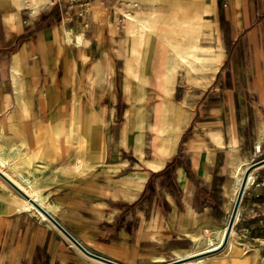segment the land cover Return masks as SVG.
Wrapping results in <instances>:
<instances>
[{"label":"crops","instance_id":"1","mask_svg":"<svg viewBox=\"0 0 264 264\" xmlns=\"http://www.w3.org/2000/svg\"><path fill=\"white\" fill-rule=\"evenodd\" d=\"M15 2L12 9L0 0V170L36 190L47 212L88 251L119 264L164 263L177 252L203 248L205 236L221 242L242 182L234 172L253 163V143L264 147V0L226 6L222 0H90L82 16L76 5ZM120 7L134 14L133 54L143 29L140 101L128 100L126 83L137 81L126 70L130 37L118 24ZM10 10L17 16H7ZM215 50L214 73L189 82L179 68L169 77L174 60L195 70L199 56ZM161 54L164 74L156 80ZM166 79L173 89L163 95L158 86ZM163 98L181 109L153 144V106ZM58 118L79 125L84 148L71 129L65 134L71 143L57 142ZM86 149L89 159L81 165L77 157ZM248 170L230 232L235 238V224L246 221L247 241L264 236V164ZM248 198L253 208L245 218ZM13 199L0 198V264H109L84 254ZM230 235L207 256L210 262H232ZM262 253L257 248L248 261L259 263Z\"/></svg>","mask_w":264,"mask_h":264},{"label":"rangeland","instance_id":"2","mask_svg":"<svg viewBox=\"0 0 264 264\" xmlns=\"http://www.w3.org/2000/svg\"><path fill=\"white\" fill-rule=\"evenodd\" d=\"M5 5H9L10 7L15 6L16 8L19 6L18 4H15V0H1ZM49 4V3H48ZM23 5V4H21ZM24 5L20 6V9H22L23 11H28L26 9H24ZM37 9V8H36ZM119 9H123V8H119ZM129 10V9H127ZM30 11V10H29ZM117 11L118 8H117ZM31 12V11H30ZM17 13L16 12H12V10L7 11L5 14L7 16H10L11 18H14ZM23 13V12H22ZM122 14L125 13V9L122 10L121 12ZM130 13V12H129ZM26 13L24 12L23 15H25ZM122 19H124L123 15H121ZM129 22V21H128ZM124 23L123 21H119V25L124 24L125 27V31L127 32L128 26L127 23ZM131 22V21H130ZM111 26H113V24L111 23ZM114 28H116V25L114 26ZM132 45L135 47V42L134 40H132ZM135 49H132V51H134ZM131 52V66L130 68L126 67V70L129 74V76L131 77L133 75L134 72V67H135V59H136V54H133ZM215 52V53H214ZM200 57V61L196 63L197 68L195 70H190L189 66L185 63H181L178 60H174L172 63H170L169 66V71H168V75L169 77H172V72H174V77L175 75L179 72L178 69L182 68L184 70V72L186 73V76L188 77V81L192 82L191 79L194 75L199 74V73H206V72H210L211 74L214 73L216 71L217 68V62L219 60V55L217 53V51H213L211 54L209 53H204L203 55L199 56ZM15 73V72H14ZM132 78V77H131ZM138 83V81H137ZM135 83L134 85L127 82L126 84V90L128 91V100L131 102L134 101H140L143 98V90L142 87L140 86V84ZM173 83L174 81H167V79L165 80V83L163 86H158L159 90L162 92L163 95H167L168 93H170L173 89ZM242 89V88H240ZM139 92V93H138ZM140 97V98H139ZM249 105V104H248ZM253 105V104H251ZM254 107V106H253ZM247 106L248 110H253L255 108ZM181 109L180 105L178 104H174L170 101H168L166 98L160 99L158 100L154 106H153V110L156 112V120L157 121V125H155V121L153 123L150 124V128L151 130H153L157 135H155L152 138V143H157L159 141L163 140V134L167 135L168 132V128L171 126V121L174 119H169V116H172L177 110ZM139 110V108H138ZM140 121V122H139ZM138 122L140 123V127L142 126V122L141 119ZM248 125L246 126L249 133H253L255 131V126H254V122L255 120L250 119L248 121ZM257 126L260 127V129H262L260 121L256 122ZM257 147V148H256ZM259 147V149H258ZM251 154H252V161H257L259 159H261L262 157H264V147L262 146V142L259 143H253L251 146ZM247 164V165H246ZM264 164V163H262ZM249 161L244 163L243 166H241L240 168H238L235 172L234 175L237 178V180L240 182L243 178V175L245 174L246 169L249 167ZM246 167V168H245ZM262 173H264V171H262ZM263 175V174H262ZM236 178H234L236 180ZM235 182L234 184V189L235 187L238 185V182ZM262 185L264 188V181H262ZM26 187V186H25ZM29 190H31L30 188H28ZM13 196V200H22L25 204H26V200L23 194H21L15 187H13L7 180H5V178H3L0 174V198H7L9 196ZM233 197V196H232ZM28 198V197H26ZM38 199L42 201L41 196L38 197ZM44 203V202H43ZM47 203V200H46ZM248 203L246 205L245 210L243 211V214H245V218L246 217H250V215L252 214V204H251V199L248 198V201L246 202ZM47 206V205H46ZM31 209H34L33 207L29 206ZM48 208V206H47ZM38 214H40V216H42V212L36 207V209H34ZM256 216V215H255ZM44 218L46 220H48V218L46 216H44ZM237 220V219H236ZM48 222V221H46ZM50 222V221H49ZM48 222V223H49ZM246 221H240L239 223L235 224V230H236V235L235 238L233 237L234 232L232 233L231 238L229 240V247H231L230 254L229 257L232 260V262H230V264H255V259L253 262H249L248 258L249 255H253L255 258V255L257 253V248L262 250L261 247L257 246V244L253 243V240L248 239L247 241V237L246 235L248 234L247 231L249 230H245L244 227H247L245 225ZM51 225V223H49ZM52 226V225H51ZM227 227V226H226ZM247 229V228H246ZM224 231V230H223ZM223 231L222 233V237H223ZM214 238V237H213ZM234 238V239H233ZM68 240V239H67ZM210 241L209 239H207V236H205V245H207V242ZM214 242H217L216 240H214ZM222 242V241H221ZM219 242V243H221ZM244 242V243H243ZM246 243V244H245ZM218 244V243H217ZM210 246V245H209ZM207 248L209 249L208 246H204L203 248H193L191 250H187V251H182V252H177V255L172 258L169 261H163L164 263H160V264H168L166 262H170L173 261V263H169V264H228L227 262L225 263H215V262H210L208 259V255L215 252L216 250H214L213 252H207V253H202V254H197L194 256H187L186 253L192 251V250H197L199 252H203L204 250H207ZM185 255V256H184ZM179 256H183L181 259L176 260V258H178ZM205 256V257H204ZM199 258V259H197ZM190 260V261H189ZM259 264V263H257Z\"/></svg>","mask_w":264,"mask_h":264},{"label":"bare ground","instance_id":"3","mask_svg":"<svg viewBox=\"0 0 264 264\" xmlns=\"http://www.w3.org/2000/svg\"><path fill=\"white\" fill-rule=\"evenodd\" d=\"M133 10V9H132ZM135 11V9L133 10ZM123 17H124V23L128 22V21H132L133 20V15L134 14H131L129 12H127L125 10V13L122 14ZM127 26H128V29H127V32H128V35L130 37V51H132V49H135L136 50V46L134 47L132 45V40H133V37H132V34L133 32L135 31L134 27H133V24L131 22H128L127 23ZM138 36L140 37V40H139V48H138V53L136 54V59H135V67H134V72H133V75L131 76L132 79L134 80H139V66L142 62V57H143V45H144V39H143V29L139 30L138 32ZM79 42H85L83 40L82 37H79L78 39ZM73 45V44H72ZM165 55H162L161 54V58H160V65H159V68H158V71L156 72L155 76H156V80H159L161 78H163V74H164V63H165ZM158 63V62H157ZM157 66V65H156ZM154 67V66H153ZM130 68V67H129ZM155 70V69H154ZM14 79H15V84H16V87H17V90L19 92V100L22 101V106H23V109L24 111L26 112L27 111V103L24 101V96L23 95V87H22V82H23V78L20 77V69H17V74L14 75ZM139 93V92H138ZM89 95V94H88ZM88 97V96H87ZM140 98V97H139ZM20 101V102H21ZM85 109V108H84ZM58 110V109H57ZM102 116V115H101ZM84 117V116H83ZM87 117V116H86ZM85 117V118H86ZM103 121V119H102ZM87 122V121H86ZM65 123V124H64ZM64 123H62V121L58 118L57 121L55 122L54 124V129L53 131L56 133L55 137L59 139V141L57 142H62V143H65V144H69L71 143L68 139H67V136L65 135L67 132H69V130H74L76 135H75V142L79 143L80 145V148H84L85 145V141L83 140V137L80 136L78 134V124L77 123H73L71 120H66ZM67 126V127H65ZM86 129V128H85ZM63 139V140H62ZM88 154L89 152L87 151V149L85 150L84 152V156L81 154L80 157H77L78 159V162L79 164L83 165L85 161H87L89 159L88 157ZM248 162V161H246ZM245 162V163H246ZM247 165V164H246ZM246 168V167H245ZM0 173L3 174L1 175L3 178H5V180H7L13 187H15L21 194H23L24 196L28 197L26 198L25 197V200H26V203H27V206H31L33 207L34 209H36V206L34 205L33 202H35L38 206H39V210L42 212L41 209H43L44 211L47 212L48 208L45 204H43V202H41L38 197L40 196L39 193L36 191V190H29L27 187H25L23 184H21L20 182H18L17 180L15 179H12L11 177H7L1 170H0ZM238 178V177H237ZM248 180V179H247ZM247 183V182H246ZM24 191V192H23ZM28 194V195H27ZM41 208V209H40ZM49 211V210H48ZM43 213V212H42ZM237 213L235 214V217H234V221H233V224L234 222L236 221L237 219ZM50 214V213H49ZM42 216L44 217L45 214L43 213ZM232 229V227H231ZM231 229L229 231V235H230V232H231ZM226 230H227V227L224 229L223 231V237H222V242L219 243V242H215L214 243V238L212 236L208 237V239L210 241L207 242V245L209 247V249L207 248V250H204L203 252H199L197 250H192L188 253H186L187 256H194V255H197V254H202V253H207V252H213L214 250H217L219 249L223 242L227 239L228 236H226ZM221 232V231H220ZM226 236V237H225ZM225 238V240H224ZM219 241V239H218ZM218 243V244H217ZM210 245V246H209ZM185 256V255H184ZM183 256H179L178 258H176V260H179L181 259ZM205 257V256H204ZM199 259V258H197ZM190 261V260H189ZM186 264V263H185Z\"/></svg>","mask_w":264,"mask_h":264},{"label":"water","instance_id":"4","mask_svg":"<svg viewBox=\"0 0 264 264\" xmlns=\"http://www.w3.org/2000/svg\"><path fill=\"white\" fill-rule=\"evenodd\" d=\"M264 163V157H262L261 159L257 160V161H254L249 167H252V166H257V165H260ZM249 167L247 168V170L245 171V174L243 176V179H242V182L240 184V187H239V190H238V193H237V196H236V199H235V202L233 204V207H232V210H231V213H230V216H229V220H228V224H227V230H226V236H228L229 234V231L231 229V227L233 226V221H234V217H235V214L237 212V208H238V204H239V201H240V198H241V195H242V191H243V188H244V185H245V181H246V178H247V175L249 173L250 170ZM1 174V173H0ZM3 175V174H1ZM4 176V175H3ZM34 205L39 208V206L33 202ZM41 209V208H40ZM42 212L45 214V216L48 218V220L58 229L60 230V232L69 240L71 241L79 250H81L84 254L90 256V257H93V258H96V259H99L101 261H104V262H107L109 264H119V263H116V262H113L111 260H108L106 258H103L97 254H94L90 251H88L80 242H78V240H76L51 214H49L48 212L44 211L43 209H41ZM225 236V237H226ZM225 240V238H224ZM166 263H173V261H170V262H166Z\"/></svg>","mask_w":264,"mask_h":264},{"label":"built area","instance_id":"5","mask_svg":"<svg viewBox=\"0 0 264 264\" xmlns=\"http://www.w3.org/2000/svg\"><path fill=\"white\" fill-rule=\"evenodd\" d=\"M89 1L90 0H51L50 4L55 5L58 3H65L67 9H71L73 6L76 5L79 8L78 15L82 16V14L85 13L87 9L89 8ZM222 2H223V6H226L229 0H222ZM127 3H128L127 1L126 2L121 1V4L123 5ZM131 5L135 7L137 6V3L132 2ZM252 240L254 244H257V246L262 248L263 253L259 258V264H264V236H259V237L253 238Z\"/></svg>","mask_w":264,"mask_h":264}]
</instances>
